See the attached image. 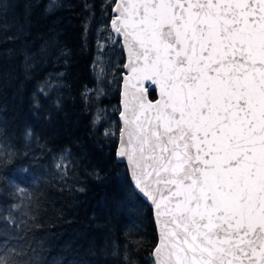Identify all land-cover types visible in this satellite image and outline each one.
I'll return each instance as SVG.
<instances>
[{"label":"water","instance_id":"obj_1","mask_svg":"<svg viewBox=\"0 0 264 264\" xmlns=\"http://www.w3.org/2000/svg\"><path fill=\"white\" fill-rule=\"evenodd\" d=\"M112 15L116 158L152 210L153 264H264V0H116Z\"/></svg>","mask_w":264,"mask_h":264},{"label":"trees","instance_id":"obj_2","mask_svg":"<svg viewBox=\"0 0 264 264\" xmlns=\"http://www.w3.org/2000/svg\"><path fill=\"white\" fill-rule=\"evenodd\" d=\"M115 2L0 0V264H153L152 210L116 158Z\"/></svg>","mask_w":264,"mask_h":264}]
</instances>
